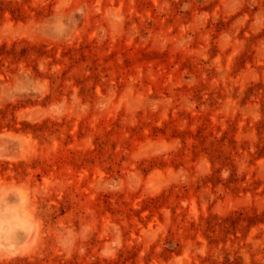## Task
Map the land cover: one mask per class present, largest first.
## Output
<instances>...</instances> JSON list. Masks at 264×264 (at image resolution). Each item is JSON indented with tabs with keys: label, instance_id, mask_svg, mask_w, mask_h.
Masks as SVG:
<instances>
[{
	"label": "rangeland",
	"instance_id": "1",
	"mask_svg": "<svg viewBox=\"0 0 264 264\" xmlns=\"http://www.w3.org/2000/svg\"><path fill=\"white\" fill-rule=\"evenodd\" d=\"M0 264H264V0H0Z\"/></svg>",
	"mask_w": 264,
	"mask_h": 264
}]
</instances>
